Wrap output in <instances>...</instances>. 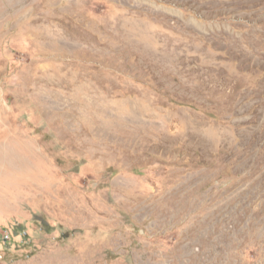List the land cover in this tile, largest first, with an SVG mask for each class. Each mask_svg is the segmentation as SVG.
I'll use <instances>...</instances> for the list:
<instances>
[{"label": "rangeland", "instance_id": "obj_1", "mask_svg": "<svg viewBox=\"0 0 264 264\" xmlns=\"http://www.w3.org/2000/svg\"><path fill=\"white\" fill-rule=\"evenodd\" d=\"M0 264H264V0H0Z\"/></svg>", "mask_w": 264, "mask_h": 264}]
</instances>
